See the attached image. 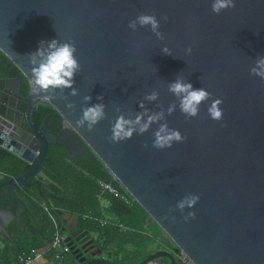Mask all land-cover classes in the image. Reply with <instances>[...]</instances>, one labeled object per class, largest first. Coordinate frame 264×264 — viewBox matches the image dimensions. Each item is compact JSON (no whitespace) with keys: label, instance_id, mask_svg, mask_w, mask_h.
Instances as JSON below:
<instances>
[{"label":"water","instance_id":"1","mask_svg":"<svg viewBox=\"0 0 264 264\" xmlns=\"http://www.w3.org/2000/svg\"><path fill=\"white\" fill-rule=\"evenodd\" d=\"M211 5L212 0H0V52L21 74L0 78V147L33 164L27 174L0 184V190L23 184L46 155L48 117L42 128L33 120L35 107L43 103L61 120L54 142L69 154L72 137L83 149L81 155L96 157L172 242L175 253L182 251L193 264H264V79L250 73L255 59L264 56V0H235L234 8L219 14ZM140 14H155L163 40L150 26L128 27ZM52 39L75 41L81 65L74 83L77 96L68 95L71 89L63 94L57 90L58 98L47 100L32 92L27 54ZM165 46L172 55L162 53ZM177 75L212 94L197 117L186 119L168 91ZM23 78L28 92L19 89ZM153 90L159 98L144 101L145 106L159 111L157 105L166 110L177 103L167 123L187 140L153 148L158 128L153 124L143 135L111 142L112 124L121 114L116 107L128 118L143 111L139 103ZM85 95L92 97L89 106L101 102L97 96L106 105V119L90 132L75 126L86 106ZM217 98L223 100L221 121L207 112ZM67 103L75 108L67 109ZM189 194L200 199L185 209L184 214L196 213L185 223L179 210H169ZM65 242L80 264H108L104 259L88 261L101 255L99 249L92 253L88 231L74 230ZM158 257L176 264L175 254L166 251L139 264Z\"/></svg>","mask_w":264,"mask_h":264},{"label":"trees","instance_id":"2","mask_svg":"<svg viewBox=\"0 0 264 264\" xmlns=\"http://www.w3.org/2000/svg\"><path fill=\"white\" fill-rule=\"evenodd\" d=\"M20 76L17 68L0 52V78ZM19 87L28 92L29 84L25 78ZM45 117L49 118L48 123L56 120L55 128H60L61 120L56 112L50 106L40 103L34 109L33 120L39 127ZM32 167L33 164H27L0 147V184L27 174ZM99 182L111 184L131 199L96 157H71L63 145L49 141L46 155L37 172L25 179L23 184L12 183L0 190V206H8L9 212L14 215L1 237L3 245L0 249V264H17L20 253L29 254L51 242L55 230L46 208L54 216L61 234L64 216H73L77 228L88 231L92 237H99L93 243L102 250H110L111 264H139L150 256L151 253L141 251L146 241L134 234L145 232V224L149 219L146 212L135 201L127 204L120 197L102 192ZM4 190H7L6 194ZM6 201L9 203L5 204ZM18 205L22 208L20 213L17 212ZM84 215L94 218L109 216L125 230L115 225L100 227L93 219L83 218ZM102 238L104 242H98ZM133 239L139 240L135 250L115 252L110 247L114 244L123 245ZM169 252L174 253L176 259L173 244ZM68 256L74 257L71 253ZM162 259L161 264H169L167 258Z\"/></svg>","mask_w":264,"mask_h":264},{"label":"clouds","instance_id":"3","mask_svg":"<svg viewBox=\"0 0 264 264\" xmlns=\"http://www.w3.org/2000/svg\"><path fill=\"white\" fill-rule=\"evenodd\" d=\"M235 7V0H212V11L219 14L223 10ZM167 21L168 17H162ZM150 26L151 31L159 40L164 39L161 33V22L155 14H140L135 20L129 21L128 27L133 31L137 26ZM46 45V46H45ZM163 54L172 55L170 49L166 46L161 49ZM187 54L192 53V48L188 47ZM77 47L75 41H60L52 39L50 41H41L38 49L30 54L29 64L31 65V78L29 84L34 94H44V99L52 100L57 97V90L63 94L65 89H71L68 95H79L78 90L74 87L75 77L81 71V65L76 56ZM250 73L264 79V56H259L255 59V66L250 69ZM168 91L172 93L179 101V109L186 119L194 118L199 115L200 105L211 99L212 94L205 88L194 89L192 84L185 81L181 76L177 75L173 82L168 84ZM59 98L68 100V96L60 95ZM159 98V92L153 90L150 94L144 96L140 101L139 107L143 111L129 113L128 118L121 111L120 107H116V111L121 113L112 124V135L108 139L113 143H119L131 139L135 134L143 135L149 131L153 124H158V128L154 131L152 147L156 149H164L172 147L174 142L180 143L187 140V136L182 135L177 129L169 128L166 116L171 115L177 108V103L173 102L165 110L163 105H157L159 111H150L144 101L154 102ZM99 103L89 106L92 100L90 95H85L83 101L86 106L82 108V116L75 121V126L85 128L87 131H92L94 126L101 120L106 119V105L102 102L103 96H97ZM223 100L220 98L211 101L207 108L209 117L215 121L223 120V109L220 105ZM65 107L69 110L75 108L74 103H67ZM163 121V123H161ZM142 147L147 148V143ZM200 196L197 194H189L179 200L175 208L169 211L179 210L183 215L185 223L196 218L194 211H189L184 214L186 208L192 209L198 203ZM175 220V217H172Z\"/></svg>","mask_w":264,"mask_h":264},{"label":"crops","instance_id":"4","mask_svg":"<svg viewBox=\"0 0 264 264\" xmlns=\"http://www.w3.org/2000/svg\"><path fill=\"white\" fill-rule=\"evenodd\" d=\"M7 190H4V193L6 194ZM9 201H6L5 204H8ZM0 249L3 245L2 241V235H4V229L6 228V225L12 220L14 215L9 212L8 206H0ZM22 211V208L19 209V205L17 207V212L20 213ZM149 217V216H148ZM3 227V228H2ZM80 228H77L76 218L71 216H64L63 220V227L62 232L65 238L70 235L74 230H77ZM137 234V236H140L141 239H144L146 241V245L144 246L141 251H145L146 253L154 254L158 251H166L169 252V247L172 244V242L167 238V236L160 230V228L149 218L147 219V222L145 224V232L143 233H134ZM91 236V235H90ZM92 237V236H91ZM97 237V236H96ZM93 236V241L96 238ZM99 238V237H97ZM98 242L103 243L104 239L101 240L98 239ZM101 243H99L101 245ZM141 243V242H140ZM139 244V240H130L128 242H124L123 245H117L114 244L110 247L114 249L115 252L118 250H135L136 246ZM97 249L101 250V255L96 256L95 258L88 257V261L94 260V259H104L108 264H111V252L110 250H102L100 246L96 247L94 244V249L92 250V253L96 254ZM72 254V253H71ZM163 258V257H162ZM161 257H158L151 262L147 264H161L162 259ZM65 261H67L65 263ZM78 261L73 258H69L68 255H65L60 262H56L52 258V253L48 252L44 254L43 260H39L34 262L33 264H76Z\"/></svg>","mask_w":264,"mask_h":264},{"label":"built area","instance_id":"5","mask_svg":"<svg viewBox=\"0 0 264 264\" xmlns=\"http://www.w3.org/2000/svg\"><path fill=\"white\" fill-rule=\"evenodd\" d=\"M99 187L102 192H108L114 196L120 197L125 203L131 204L134 200L129 199L127 196L122 195L118 189L111 186V184L99 182ZM47 212L53 227H54V236L50 243L46 244L43 248L34 250L29 254L22 252L17 257V264H33L36 261L43 260L44 254L51 252L52 258L56 262L62 261L65 255L71 253L70 247L65 242V236L60 233L58 223L56 222L54 216L52 215L49 209H45ZM83 218L93 219L100 227L112 226L115 225L120 230H125L121 224H116L113 218L109 216H104L102 218H94L91 215H84ZM177 264H193L192 261L182 252L178 251L176 253ZM46 264V263H44ZM76 264H80L77 262Z\"/></svg>","mask_w":264,"mask_h":264},{"label":"flooded vegetation","instance_id":"6","mask_svg":"<svg viewBox=\"0 0 264 264\" xmlns=\"http://www.w3.org/2000/svg\"><path fill=\"white\" fill-rule=\"evenodd\" d=\"M19 89H20V87H19ZM20 90H22V89H20ZM0 99H4V98L3 97H0ZM48 121H49V118L47 120V127H48V129L46 130V137H47V139L49 141H55L60 136L61 127L59 129L58 128H55V125L57 124V121L56 120L51 121V123H48ZM39 127L42 128L44 126H42V124H41ZM67 143H68V146H69V155H71V156H80L81 155L83 149L77 143V141H75L74 138L70 137L68 139V142Z\"/></svg>","mask_w":264,"mask_h":264}]
</instances>
